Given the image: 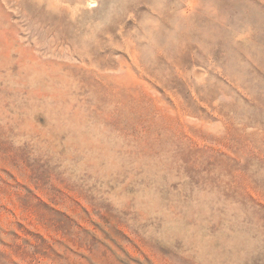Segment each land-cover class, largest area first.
<instances>
[{
	"label": "rangeland",
	"instance_id": "374dc122",
	"mask_svg": "<svg viewBox=\"0 0 264 264\" xmlns=\"http://www.w3.org/2000/svg\"><path fill=\"white\" fill-rule=\"evenodd\" d=\"M90 3L0 0V264H264V0Z\"/></svg>",
	"mask_w": 264,
	"mask_h": 264
},
{
	"label": "bare ground",
	"instance_id": "6f19581e",
	"mask_svg": "<svg viewBox=\"0 0 264 264\" xmlns=\"http://www.w3.org/2000/svg\"><path fill=\"white\" fill-rule=\"evenodd\" d=\"M85 1L87 0H33V4L36 11L42 10L44 8V11L55 9L56 11H58V13H61L63 6L69 7L70 5L74 4L76 8H78L80 7V4L84 3ZM89 2L95 3L96 0H89ZM63 3H66V5H64Z\"/></svg>",
	"mask_w": 264,
	"mask_h": 264
}]
</instances>
